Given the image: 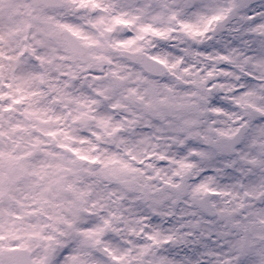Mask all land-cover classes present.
Wrapping results in <instances>:
<instances>
[{
    "label": "snow or ice",
    "instance_id": "snow-or-ice-1",
    "mask_svg": "<svg viewBox=\"0 0 264 264\" xmlns=\"http://www.w3.org/2000/svg\"><path fill=\"white\" fill-rule=\"evenodd\" d=\"M0 264H264V0H0Z\"/></svg>",
    "mask_w": 264,
    "mask_h": 264
}]
</instances>
